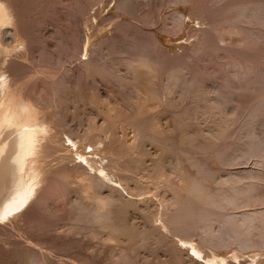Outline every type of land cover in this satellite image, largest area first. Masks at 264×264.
<instances>
[{"label":"bare ground","instance_id":"bare-ground-1","mask_svg":"<svg viewBox=\"0 0 264 264\" xmlns=\"http://www.w3.org/2000/svg\"><path fill=\"white\" fill-rule=\"evenodd\" d=\"M10 1L0 0V232L8 236L3 240L4 246L13 248L23 264H74L73 260H77L74 255L78 253H68L63 261L61 256L49 251L48 243L75 248L82 242L76 235L84 232L99 244L118 245L117 251L103 256L104 259L108 256L107 264H127L134 260L135 264H264V29L255 30L251 26L264 27V0H220L222 8L212 10L210 26L194 29L197 38L193 45L181 46V52L163 50L170 64L167 62L168 74L161 85L155 79L158 67L148 54L125 63L127 77L113 73V78L129 88L130 99L125 107L128 111H122V122L132 126L135 134L128 142L123 136L114 135L117 120L111 118L107 125H101L105 134L110 131V138L112 135L117 138L108 137L101 146L96 145L101 142L97 132L87 134L85 142H81L84 137L63 130L57 112L48 114L44 109L36 115L38 109L49 104L44 93L46 88L36 87L24 94L22 85L10 84L7 76L1 78L5 75L4 63L13 51L10 41L18 37L10 21L14 15ZM128 1L117 4L123 7ZM183 16L175 14L176 27L183 24ZM225 37L228 43L222 45L220 42ZM210 51L225 57L214 67L215 71L231 69V76L244 77V82L236 87L237 102L232 105L233 110L227 103L229 110H224L221 99L228 81L220 90L216 88L219 85L213 86V90H219L216 95L202 101L194 99L192 111L184 105L186 99L201 90L202 73L207 71L188 59L196 60ZM84 64L86 77L102 76L108 71V65L97 61ZM160 106L163 111L157 109ZM165 109L170 110L168 114L174 120L161 125L158 118ZM157 110H160L158 114ZM241 111L246 113L250 127L243 133L239 131L234 144H226L223 140L232 116ZM198 113L219 118L211 127L196 131L190 119ZM258 123L262 126L259 132L255 129ZM146 142L152 143L153 148H142ZM71 143L77 145L75 150ZM86 146L92 148L89 154ZM127 146L135 147L136 154L130 155ZM168 153L173 154L171 171L179 180L170 177L160 165ZM140 156H146L153 164L149 176L163 185L169 196L163 197L166 202L161 201V208H143L142 221L137 223L131 220L129 212L137 208L138 199L134 195L140 193L141 186L130 188L125 180L134 179V174L128 175L127 170L133 169L134 159L140 160ZM210 156L223 165L251 158L252 166L224 171L226 176L221 177L223 174L217 176L211 168ZM122 189L129 191V195ZM236 208V211L230 210ZM22 219L45 223L44 232L52 241L47 242L48 247L32 243L29 234L12 237L14 229L23 232L26 225L20 222ZM65 220L67 226L59 227ZM137 249L143 252L139 254ZM96 250L89 252L90 264L97 262L92 258Z\"/></svg>","mask_w":264,"mask_h":264},{"label":"rangeland","instance_id":"rangeland-1","mask_svg":"<svg viewBox=\"0 0 264 264\" xmlns=\"http://www.w3.org/2000/svg\"><path fill=\"white\" fill-rule=\"evenodd\" d=\"M118 1H120V5H122L121 0L10 1L12 5L11 14H14L10 21L12 27L16 30L15 32H17L16 35L18 37L15 36L11 40L12 42L10 41V45L13 51H11L12 53L11 56H9L10 58H8L7 62L4 63V70H6L4 71L5 75L3 74L1 78H5L7 76V80H10V82L8 81L10 84H14L17 82V85H22L21 89L24 91V94L35 89L36 87L39 88L42 86L46 88V90L44 89V93L49 104L48 106H46L47 104H45L46 107L44 106V108H40L41 110L38 109V113H36V115H40V113H43L44 109L48 114L57 112L61 121L60 125L63 130L69 131L70 133L72 132V134L74 132V134H78L80 137H84L81 138V142H85L84 140L86 139L85 137L87 136V134H95L97 132L101 136V142L103 141L102 143L100 142L96 144L100 146L110 138V131L106 133L108 135L107 136L104 131L105 128L102 127V125H107V123H109L108 120H111V118L115 121L117 120V127L114 130V135H118V137L123 136V139H126L125 141L128 142L133 140L135 134V130L132 126L126 124L125 122H122L124 119L122 115L123 112L128 111L125 107L128 102V98L130 99L129 88L125 85L122 86L115 78H113L112 74L114 73L116 75H123V77H127L129 73L125 70V63L130 60H135L140 56L149 55V57H152L154 61V66L160 68H157V72L155 75L156 82L159 85L163 84L164 81H166V76L168 74L167 70L169 69V65L167 64H170L163 50L168 48L175 49L177 52H181V46L193 45L195 43L194 40L197 38V33L194 29L199 27L207 28L208 26H210L211 23L209 20L212 19V14L214 13V11L212 12V10L222 8V2L220 0H131V2L129 0L128 3H126L128 6H123L124 8L126 7L125 9L120 5L118 6ZM215 5L216 7H214ZM121 7L123 9H121ZM177 13H181L184 15L182 22L183 24L178 27H176L174 23V16ZM251 26L255 30L264 29V27L261 25L259 26V24H252ZM225 38L226 39H223L224 41L222 40L220 42L222 45L228 43V38ZM21 39H25V41ZM217 54H219L220 56ZM189 60L192 63L194 62L193 64L199 67L204 66L207 71H205L206 73L203 72L204 75L202 73L203 81L201 80L199 83V90H201H197L195 96L186 99L184 105L189 107L190 110L193 109L194 99L202 101L209 96L211 97L212 95H216L217 92L222 88L224 82L226 83V81H228V83H226V86L223 87L224 94L223 96H221V99L223 98L222 100L224 101V110L226 109V111H228L229 106V108L233 110L232 108L236 104L235 101L237 97L236 87L237 85L244 82V77L231 76L232 71H229L231 69L215 71L216 66L225 60L224 55L219 52L217 53L214 51H210L209 54L200 56L196 60L195 58L193 59V57L188 59V61ZM88 61H91V63L97 61V63L99 62L102 64H106L108 65V71L102 76L86 77L83 71L86 66V64L84 63H87ZM201 68L203 69V67ZM216 74L218 75V77ZM224 74L225 77H223ZM108 76L110 78H108ZM58 82L61 83L59 84ZM216 85H219V87H216ZM213 86H215L219 90L214 87V91ZM230 87L232 88L230 89ZM55 92L57 93L55 94ZM55 98L57 99V101L54 100ZM59 98H62L63 101L61 102ZM226 98L228 99V101H226ZM226 103L229 104V106ZM157 109L163 111L162 106L158 107ZM150 110L152 113L153 108ZM160 110H157V114ZM154 111H156V108ZM169 111V109H165V113L159 115V124L163 125V123L171 122L174 120V118L168 114ZM244 113V111H241L239 113H236L235 117L232 116V120L230 123L231 125H229L230 129L228 128L229 130L227 132V136L223 140L226 144H234V142H236V140L238 139L237 136H239L241 130L243 133L250 127L247 121L248 119L246 113ZM198 114H196V116ZM205 115V113H200L197 116L198 119L200 117V121L196 116L190 119L193 129H195L196 131H199V129L202 130L204 128L207 129L211 127L214 121H217L219 118L218 116L216 118V116ZM234 119L237 121H235ZM242 127H244L245 129ZM254 127H256V125H254ZM100 128L102 129L100 130ZM261 128L262 126L260 125V123H258L257 128L255 129H257V131L259 132ZM99 130L101 132H99ZM114 135H112L110 139H112ZM63 136L66 137V133H64ZM77 143L78 142H76V144ZM149 143L150 142L144 143L142 148L148 149V147H150V149H152L153 144L151 143L150 145ZM76 144L74 143L73 145H71V147L73 146L72 149L77 148ZM129 147L131 148V146H127L126 148L128 149V152H131L129 154H136V148L134 147V149L132 147V149H130ZM90 148V146L85 147L87 154H89L92 150V148ZM198 155L201 154L198 153ZM97 156L98 155H96V157ZM144 157L146 156H140V160L138 159L139 162L138 160H136L137 158L134 159L135 161L134 163H132V165H134L133 169L129 171L127 170V174L128 172V175H132L133 173V176L135 177L133 180H130L128 178L125 180L130 188L135 187L136 185H139V187L141 186V190L139 191L140 193L136 196L134 195V197L138 199H136V202L138 203H136L138 210L136 208L132 209L129 212L131 220L137 223L142 221L141 214L143 212V208H161V201L163 200L164 202H166L165 198L167 197V195L169 196V192L163 187V185L161 186L155 183V181L152 180L153 177H151V174L149 176V173L151 172L150 170L153 168V164ZM172 160H174L173 154L168 153L162 157L160 165L163 170L168 172L167 174L171 175L170 177H174V180H179V176H177L175 172L171 171L172 165H174V161ZM102 161L106 162V158ZM208 161L217 176H221L223 174L221 177L226 176L224 171L234 170L238 167L252 166L251 158H242L239 159L236 163L228 165L224 164L225 166L218 160L216 161V158L214 156H210ZM135 162H137L138 164H135ZM166 163H168V166ZM165 165L171 168L169 169ZM123 173H126V171ZM110 183L115 184L116 182L110 181ZM123 192L129 195V191L126 192L125 190H123ZM237 209L238 208L230 210L236 211ZM22 220H24L25 223ZM22 220L20 222L23 225H26L25 227L22 225L24 229L23 232L22 230L18 232L14 229L12 237H18L20 233L26 235L29 234L27 236L32 235L30 236L32 243L36 242L35 244L37 246L42 245L47 247L49 244V251L52 252V254H54L55 256H61L63 261H65L64 259H67V256L75 252L80 255L79 257L77 254L74 255V259H77L73 260L74 264H76L78 261L79 262L77 264H81L82 262L89 263V259H91V255L89 254V252H91L93 249L96 250L98 247H101L100 249L98 248L96 252L94 251L96 255L92 257L94 258V261L97 260V262L91 261V264H100L102 263L101 259L104 260V264H107L106 258L108 256L105 259L103 258V256L108 255L110 251H117L118 249L117 244L113 242L109 243L110 245L108 243L99 244L100 242L96 238H94L93 240V238H89V236H87L84 232H82L83 234L80 232L76 235V237L78 236L77 238L80 237L79 239L82 242L79 246H75V248L73 246L69 249L61 248L60 243L47 244V242L52 241L50 239L48 240L49 237H47L48 235L44 232L43 227H45L46 218L44 224L39 221L37 222V220L34 221L35 219H32L29 222H26L25 219ZM60 224L59 227L64 228L67 226L68 222L67 220H65ZM0 235L2 239H0V243L2 242L0 244V264H23L21 260L17 259L18 257L16 256H18V253L15 252L13 248L4 246L3 242L8 239V236L2 232H0ZM82 243L84 247L87 246L88 248L83 249L84 247L82 246ZM52 244L53 246H55L53 247ZM102 244H104V246ZM111 244L114 245L112 246ZM77 247L79 248L77 249ZM141 249L144 251V248L141 247ZM141 249H137V251H139V254L143 252L140 251ZM99 250L100 254L98 252ZM85 251L86 255L84 253ZM103 251H106V253ZM137 251L135 252L137 253ZM87 259L88 261H86ZM134 262L135 260L127 264Z\"/></svg>","mask_w":264,"mask_h":264}]
</instances>
